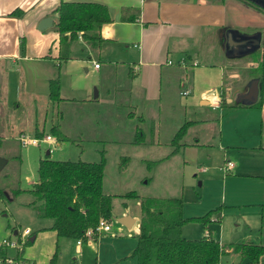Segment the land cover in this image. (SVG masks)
I'll return each mask as SVG.
<instances>
[{
  "label": "crops",
  "instance_id": "obj_1",
  "mask_svg": "<svg viewBox=\"0 0 264 264\" xmlns=\"http://www.w3.org/2000/svg\"><path fill=\"white\" fill-rule=\"evenodd\" d=\"M61 1L100 3L107 7L110 17V22L101 27L104 41L98 47H91L79 35L71 43L70 58L66 61L58 60L59 33L54 29L57 19L54 10ZM259 1L264 2L0 0V89L3 94L0 96V121L6 124L5 129H0V139L6 142L1 143L0 148L7 142L14 144L11 139H16L22 146L17 135L22 129L30 137L28 107L48 100L51 78L59 77L62 99L75 91H83L80 93L84 96L81 97L83 101L106 107L103 116L111 119L119 116L128 119L136 114V111L122 112L126 103L132 107L133 102L138 101L160 106L164 79L167 78L168 92L178 85L183 88L180 94H192V98L196 96L200 102V106L191 108L190 119L184 122L188 125L178 149L183 150L184 162L193 168L194 176L197 179L200 176L199 191L191 196L192 199L183 201V216H203L217 210L208 225L210 232L203 224L190 222L201 227L187 228V234L183 230L187 227L185 224L182 235L194 236L195 230L201 237L209 235L220 244L225 242L221 244L223 246L264 244V83L260 107L251 106L252 103L243 98L250 82L256 79L254 71L264 54V7L258 5ZM15 10L23 14L19 17L12 14ZM45 17L52 19V26L40 30L38 24ZM230 37L234 42H249L258 37V48L252 53L257 45L229 43ZM249 54L255 55V59H248ZM95 63L99 67L96 68ZM89 78V87L78 85L80 80ZM63 83L70 87L64 96ZM92 86L97 90L96 97ZM17 103L18 108L15 107ZM45 104L44 136L48 135L52 123L50 101ZM182 107L188 111L187 107ZM227 113L229 116L225 119ZM146 115L144 111L140 113L141 117ZM137 128L131 126L127 137L133 140ZM51 137L49 143L54 141ZM93 139L103 140L97 136ZM227 161L232 162V167L224 170ZM128 214L125 211L121 216ZM134 219L131 228L135 224L137 227L132 252L137 244L139 221ZM51 223L50 220L37 227L38 232L29 240L34 242L42 235L40 239H51L54 249L38 260L25 251L23 256L28 261L49 264L54 253L58 256L61 237L55 230H42ZM25 230L31 235L30 230ZM112 230L111 226L105 233ZM13 233L23 239L21 231ZM81 246L76 244V250L79 251ZM227 250L231 254V248ZM132 252L124 256L134 259L137 264ZM75 260L71 264H76ZM258 264H264V254Z\"/></svg>",
  "mask_w": 264,
  "mask_h": 264
},
{
  "label": "rangeland",
  "instance_id": "obj_2",
  "mask_svg": "<svg viewBox=\"0 0 264 264\" xmlns=\"http://www.w3.org/2000/svg\"><path fill=\"white\" fill-rule=\"evenodd\" d=\"M248 59H255V55L249 54ZM205 62L203 57V63ZM242 73L241 70V75ZM90 79L80 80L78 85L89 87ZM64 82L66 83V80ZM163 86L164 95L160 106L157 103L147 105L140 101L133 102V107L127 105L128 103L123 104L122 112L136 111V114L128 119L125 116H119L117 119L105 118L103 113L106 107L83 101L81 97L84 96L80 94L83 91L79 93L75 91V94L71 95V93L67 95L70 97L60 100L54 109L60 111L61 117L56 119L59 121L60 135L53 136V143L41 141L38 146L32 144L19 146L7 142L0 148L1 157H11L0 171V188L4 189L5 196L0 198V244L3 239H10L17 243L18 236L13 233L15 230L22 233L28 229L34 233L50 221L36 218L33 210L27 206L33 199L29 189L37 181L40 159L89 162L104 159L103 191L114 196L112 199L114 219L111 222L113 230L109 233L100 231V234L101 232L105 234L98 233L99 238L92 243L83 242L79 251L76 250L74 239L59 238L56 262L71 264L76 258V264H136L134 259L125 258L124 255L132 252L135 245L137 224L126 229L117 222V218L126 211L128 215L131 214L133 218L139 219L140 201L144 198L182 197L183 201H187L199 191L200 176L197 179L193 168L184 162L183 150L180 149L171 155L174 146L170 144V139L184 122L190 119L191 108L200 106V102L196 96L192 98V94L189 96L180 94L183 88L178 85L173 86L171 93L168 92L170 85L167 78L164 79ZM92 87L94 94V86ZM68 90L70 87L63 83L62 96L68 94ZM0 96H3L1 89ZM182 106L187 107L188 111H184ZM143 111L147 114L146 117L140 116ZM224 116L226 119L229 114ZM5 126L6 124L0 121V129L1 127L5 129ZM131 126L132 128L138 126L144 132L143 144L135 145L132 138L127 137ZM50 134L48 132V135ZM96 136L103 140L93 139ZM2 143L6 142L2 141ZM124 157L126 164L121 165ZM16 188L23 191L14 195ZM129 192H134L139 197L126 198L124 195ZM199 227L201 226L189 222L183 230L189 234L186 231L187 228L193 230ZM192 233L194 236L186 234L182 236L188 239L201 237L200 232L194 230ZM40 236L36 241H30L25 247L26 254L34 255L37 260L54 249L51 247V239H40ZM30 237L31 235L23 237L21 242L28 241ZM17 244L19 246V243ZM227 248V244H224V249L227 250ZM16 251L14 248H7L8 255L11 257L16 254ZM119 254L123 256L120 257ZM26 262L34 264L27 259ZM220 262L241 264V257L237 253H224Z\"/></svg>",
  "mask_w": 264,
  "mask_h": 264
},
{
  "label": "trees",
  "instance_id": "obj_3",
  "mask_svg": "<svg viewBox=\"0 0 264 264\" xmlns=\"http://www.w3.org/2000/svg\"><path fill=\"white\" fill-rule=\"evenodd\" d=\"M250 3V0H241ZM57 14L54 29L59 33V56L58 60L70 58L69 50L71 43L80 35L91 47H98L104 40L101 37V27L110 22L108 9L105 5L95 2H66L61 1L55 8ZM12 14L21 16L20 10ZM258 38V37H257ZM258 48L255 46L252 53ZM253 49V47H252ZM251 51V49H249ZM249 53V52H248ZM255 78L259 80L258 100L252 104L260 107L262 104V88L264 83V54L257 70ZM50 93L48 100L51 104V126L48 129L50 135L59 137V121L61 113L54 110L62 99L60 96V79L58 76L49 79ZM38 103L28 107L30 111V137L42 139L45 130L46 104ZM16 108L19 107L17 103ZM234 107V106H231ZM187 123H184L175 133L171 140L174 146L171 155L178 151ZM19 138L24 130L18 132ZM14 138V135H12ZM144 132L137 128L134 135V143H143ZM15 142L16 139H11ZM0 139V146H1ZM14 158V156H12ZM17 158H20L16 155ZM7 162L11 157H7ZM126 164V158L121 165ZM104 159L97 162L53 160L50 158L40 159L37 169V181L29 189L33 195L31 202L27 204L35 216L40 219H49L51 226L44 229L55 230L57 235L69 239L86 240L85 233L88 229H95L101 220L112 222L113 195L103 191ZM264 178V176H263ZM23 190L14 189V195ZM126 198L139 197L134 192L124 195ZM4 196V189L0 188V198ZM217 210H211L203 216L186 218L183 216L182 197H151L140 201V218L138 221L137 244L131 254L136 258L137 264H219L221 256L229 253L218 240L208 236L196 239H188L182 236L183 225L189 222H199L209 231L208 225ZM37 231L31 233L35 235ZM210 232V231H209ZM18 235V233H17ZM95 234V238H96ZM30 242H21L16 248L14 259L26 261L23 254L25 247ZM231 253H237L242 260L247 258L249 264H258L259 258L264 254V244L240 243L228 244ZM7 257V247L0 245V260ZM57 254L54 253L49 264H56Z\"/></svg>",
  "mask_w": 264,
  "mask_h": 264
},
{
  "label": "built area",
  "instance_id": "obj_4",
  "mask_svg": "<svg viewBox=\"0 0 264 264\" xmlns=\"http://www.w3.org/2000/svg\"><path fill=\"white\" fill-rule=\"evenodd\" d=\"M169 63H171V62H169ZM194 63H196V61ZM94 66L97 68V67H99V64L95 63ZM184 93H187V92L184 91ZM19 140H20V143H21L22 146L27 145V144L39 145V143L41 141L50 142L52 140V137L50 135H46L42 139H36V138H30L27 135H21ZM230 167H232V162L227 161L225 163L223 169L224 170H228ZM109 230H111V223L106 221V220H101V221H99V223H98V225H97V227L95 229H88L86 231V233H85L86 240H83L82 238H79V239L76 240V244H77V246H80V245H82L83 242L92 243V242L96 241L97 238H99L98 233L100 234V231L107 232ZM95 234L98 237L95 238ZM27 235H29V232L27 230H24L21 233L22 237H25ZM17 243L12 241V240H10V239H3L0 245L1 246H5L7 248L16 249L18 247ZM0 264H29V263H27L26 261H23V260H16V259H14L12 257H7L4 261L0 260ZM219 264H222V263L220 262ZM227 264H232V263H227Z\"/></svg>",
  "mask_w": 264,
  "mask_h": 264
},
{
  "label": "water",
  "instance_id": "obj_5",
  "mask_svg": "<svg viewBox=\"0 0 264 264\" xmlns=\"http://www.w3.org/2000/svg\"><path fill=\"white\" fill-rule=\"evenodd\" d=\"M258 5L261 7H264V2L259 1ZM52 26V19L50 17H45L43 18L39 24H38V28L40 30H44L48 27ZM237 43V44H241V45H248V46H255L259 44V39L257 38H251V40H249V42H246L244 40L242 41H237L234 42L232 41V38H229V43ZM97 96V90L96 88H94V97ZM258 97V80L254 79L250 82L249 87H248V92L243 95V98L249 102V103H254L257 100ZM47 154H49V151H47ZM7 160L4 157L0 156V171L4 168V166L6 165ZM117 222L127 228H131V226L134 224L135 219L130 216V215H124L121 216L119 218H117ZM16 233V232H15ZM31 240H33V238H31ZM241 264H249V260L247 258L242 260Z\"/></svg>",
  "mask_w": 264,
  "mask_h": 264
}]
</instances>
